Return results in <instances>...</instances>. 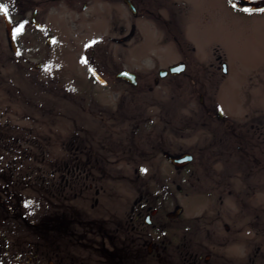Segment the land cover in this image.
Listing matches in <instances>:
<instances>
[{"label":"rangeland","instance_id":"obj_1","mask_svg":"<svg viewBox=\"0 0 264 264\" xmlns=\"http://www.w3.org/2000/svg\"><path fill=\"white\" fill-rule=\"evenodd\" d=\"M102 1L6 0L15 9V22L31 18L37 10L38 21L47 26L43 34L29 24L21 30L19 53L0 13V264H28L35 256L31 264H48L55 242L81 239L82 224L68 223L73 215L82 219L80 185H73V191L65 186V162L71 157L81 159L83 139H91L92 145L96 139L101 141L105 177L129 176L131 171L142 178L156 179L159 171L163 176L161 141L171 144L172 154L196 150L197 129L173 131L179 120H189L199 112L193 83L186 77H169L154 84L160 68L167 70L180 58L176 46L163 45L162 34L155 32V47L142 44L141 49L147 50L142 56L133 41L117 43L113 38H119L121 24L104 30H100L103 24H92L98 19L95 8L100 13L109 7ZM191 1L201 6V0ZM84 3L91 7L84 9ZM225 3L215 0L206 9L214 18L210 37L214 44L209 53L217 48L228 65V75L213 96L230 112L253 115L264 111V12H238ZM45 36H52L54 44L47 45ZM187 40L195 45L191 38ZM83 58L108 81L107 86L94 80ZM157 61L159 66L154 68ZM128 65L141 82L139 88L116 83L115 75ZM115 114L135 121L120 122ZM100 120L110 127L103 128ZM133 123L137 124L136 141L130 147L126 140ZM169 182L140 179L134 186L137 193H176L179 181ZM104 187L105 193H121L129 185L106 180Z\"/></svg>","mask_w":264,"mask_h":264},{"label":"flooded vegetation","instance_id":"obj_2","mask_svg":"<svg viewBox=\"0 0 264 264\" xmlns=\"http://www.w3.org/2000/svg\"><path fill=\"white\" fill-rule=\"evenodd\" d=\"M213 1L215 4V0H201V6H197L191 0H103L100 4L105 3L112 9L108 11V7L98 13L95 8L98 19L92 24H103L100 30L109 29L111 24H121L117 31L119 38L113 40L120 44L133 41L135 47L140 46L137 49L140 56L147 51L141 49L142 44L155 47L154 32L162 34L163 45L176 46L180 58L167 66V70L184 64V72L156 78L154 84L169 77H186L193 83L198 93L199 112L189 120H179L181 122L173 125V131L197 129L196 150L172 154L171 144L161 141L158 150L164 157L166 172L160 176L159 171L157 178L160 179L142 178L141 174L136 177L134 171L129 176L105 177L101 141L96 139L92 145L91 139H83L81 159L71 157L65 162L68 173L65 186L73 191V185L79 184L83 201L81 221L73 215L68 223H74V226L81 223L83 234L74 243L55 242L48 264H264V111L242 116L224 109L213 96L228 75L226 57L219 54L217 48L213 49L212 55L209 53L214 44L210 39L214 18L206 9L212 7ZM115 2L117 6H113ZM225 2L230 9L244 12L236 9L229 0ZM0 4L8 8L7 17L18 48L20 32L16 30L19 26L23 25L22 30H25L29 24L42 34L46 31L47 26L38 21L37 10L32 12L31 18L15 22L14 7L6 0ZM89 7L90 4L84 3V9ZM121 9L126 12L122 14ZM0 13L6 27L4 13ZM34 14L43 27L32 24ZM186 34L195 45L187 40ZM45 38L47 45L54 44L52 36ZM49 38L52 39L50 44ZM151 39L152 44L147 46ZM83 63L90 72L95 70L104 79L86 58ZM42 65L38 64L36 68ZM158 66L159 61L154 68ZM131 68L130 65L122 67L115 75L116 83L139 88L141 82ZM167 70L160 68L159 72ZM125 71L136 74V84L117 77ZM105 81L104 85L96 82L107 86L108 81ZM114 117L123 123L135 121V118H126L125 114ZM163 121L168 125L167 120ZM102 127L110 126L102 124ZM136 127L133 123L128 129L126 144L130 147L136 141ZM85 134H89V130H85ZM185 155H190L192 160L188 163L174 161ZM148 170L151 172L152 168ZM175 178L180 182L176 193H137L134 186L140 179L143 183L169 184V180ZM106 180L108 183L123 181L129 185L128 191L105 193ZM74 196L78 197V194L74 193ZM88 209L94 213L89 214ZM176 212L178 215L173 217ZM34 259L29 258L27 263L31 264ZM18 261L16 255L15 263Z\"/></svg>","mask_w":264,"mask_h":264},{"label":"water","instance_id":"obj_3","mask_svg":"<svg viewBox=\"0 0 264 264\" xmlns=\"http://www.w3.org/2000/svg\"><path fill=\"white\" fill-rule=\"evenodd\" d=\"M229 2H231L235 8L243 10V11H247V12L264 11V0L255 1V2H251V1H247V0H229ZM4 16H5L6 27H7V31H8L10 40H11V42L13 44H15L14 34H13V30H12V25H11L10 19L7 17V15L4 14ZM32 24L35 25L38 28L43 27L36 20V14H34V16L32 18ZM51 42H52V39L49 38L48 39V43L50 44ZM184 70H185L184 64H178L176 66L171 67L169 71H161L159 75L162 78L166 77L169 73L172 74V75L177 76V75H180L181 73H183ZM93 75L96 78V80L99 81L101 84H105L106 83V81L103 80L102 77H100L99 74L96 71H93ZM117 77L120 78V79L128 80L132 84H136L137 83L136 75L133 74V73H130V72H126V71L125 72H121ZM191 160H192V157L190 155H185V156H182L181 158L176 159L174 161L175 162L183 161L184 163H188ZM178 213L179 212H176L172 216L176 217L178 215Z\"/></svg>","mask_w":264,"mask_h":264},{"label":"snow or ice","instance_id":"obj_4","mask_svg":"<svg viewBox=\"0 0 264 264\" xmlns=\"http://www.w3.org/2000/svg\"><path fill=\"white\" fill-rule=\"evenodd\" d=\"M0 12H3L5 15L8 14V8L6 6H4L3 4H0ZM23 28V25L20 26V28H18L16 30L17 33H19Z\"/></svg>","mask_w":264,"mask_h":264}]
</instances>
